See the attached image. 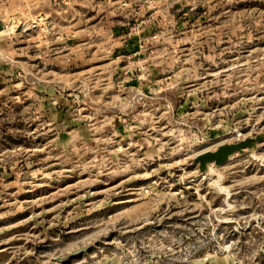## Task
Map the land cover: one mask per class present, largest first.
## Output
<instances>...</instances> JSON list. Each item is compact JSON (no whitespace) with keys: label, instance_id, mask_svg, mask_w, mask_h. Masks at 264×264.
<instances>
[{"label":"rangeland","instance_id":"rangeland-1","mask_svg":"<svg viewBox=\"0 0 264 264\" xmlns=\"http://www.w3.org/2000/svg\"><path fill=\"white\" fill-rule=\"evenodd\" d=\"M258 133L264 0H0V264H264Z\"/></svg>","mask_w":264,"mask_h":264},{"label":"water","instance_id":"water-1","mask_svg":"<svg viewBox=\"0 0 264 264\" xmlns=\"http://www.w3.org/2000/svg\"><path fill=\"white\" fill-rule=\"evenodd\" d=\"M264 139V133H258L254 137L244 138L234 143H222L216 149H206L197 154L193 160L198 165L200 173L205 174L214 167L226 164L234 155L243 154L245 151H254L257 145Z\"/></svg>","mask_w":264,"mask_h":264},{"label":"built area","instance_id":"built-area-1","mask_svg":"<svg viewBox=\"0 0 264 264\" xmlns=\"http://www.w3.org/2000/svg\"><path fill=\"white\" fill-rule=\"evenodd\" d=\"M44 18H47V17H44Z\"/></svg>","mask_w":264,"mask_h":264}]
</instances>
